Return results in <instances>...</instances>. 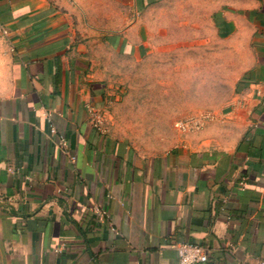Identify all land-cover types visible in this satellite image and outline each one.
<instances>
[{"label": "crops", "instance_id": "obj_1", "mask_svg": "<svg viewBox=\"0 0 264 264\" xmlns=\"http://www.w3.org/2000/svg\"><path fill=\"white\" fill-rule=\"evenodd\" d=\"M163 1L0 0V264L264 259V0H195L236 68L213 121L155 155L105 128L112 56L150 52Z\"/></svg>", "mask_w": 264, "mask_h": 264}, {"label": "rangeland", "instance_id": "obj_2", "mask_svg": "<svg viewBox=\"0 0 264 264\" xmlns=\"http://www.w3.org/2000/svg\"><path fill=\"white\" fill-rule=\"evenodd\" d=\"M201 5L164 0L143 11L138 17L147 25L150 52L137 59L112 56L117 76L111 82L118 94L105 128L145 154L163 153L178 138L200 131L231 93L232 47L217 40ZM154 39L168 43L155 46Z\"/></svg>", "mask_w": 264, "mask_h": 264}, {"label": "built area", "instance_id": "obj_3", "mask_svg": "<svg viewBox=\"0 0 264 264\" xmlns=\"http://www.w3.org/2000/svg\"><path fill=\"white\" fill-rule=\"evenodd\" d=\"M7 31L6 29L0 25V36H6ZM182 129H185L187 124L183 125L182 123L177 124ZM51 132H54L51 130ZM57 145L61 148L66 149V142L65 140L61 139L57 142ZM94 213L100 218L105 219L107 214L104 210L93 208ZM172 248L175 250L178 262L177 264H204L208 260V254L206 249L198 244H192L187 242H177L172 245ZM247 264H264V259H261L255 263H247Z\"/></svg>", "mask_w": 264, "mask_h": 264}]
</instances>
